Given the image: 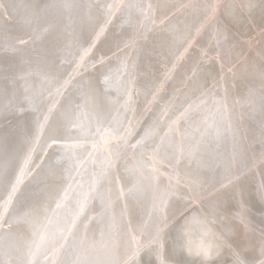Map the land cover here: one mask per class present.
<instances>
[{
	"label": "bare ground",
	"instance_id": "1",
	"mask_svg": "<svg viewBox=\"0 0 264 264\" xmlns=\"http://www.w3.org/2000/svg\"><path fill=\"white\" fill-rule=\"evenodd\" d=\"M150 1L0 0V202L8 199L16 168L24 157L30 140H34L37 135L41 136L42 151L47 149L53 137L60 141H70L88 138L96 131L94 124H86L82 130L73 129L70 136L58 131L60 112L69 105L83 103L80 89L82 82L90 78L97 79L101 72L107 74L117 69L120 61L127 55L129 75L126 79L117 80V87L111 90L109 100H98L100 111L106 117L105 123L110 118V111L112 115L116 114L110 100L121 99L125 86L130 90H139L137 97L141 104L147 101L150 94L146 93H150L155 81L162 78L165 65L173 62L179 45L194 30L200 17L205 15L203 4L199 0ZM145 2L148 6L151 5L149 9L152 13L147 15L149 19L142 21L146 16L142 13ZM244 2L246 4V0ZM190 3L201 7H182ZM109 4L113 5L111 12L107 9ZM241 5H244L243 0H219L218 14L198 41L201 43L203 38L208 40L209 53L226 50L227 58L231 53V62L237 63L234 65L235 88L241 86L240 90L236 89V93L231 90L232 94L228 96L227 90L231 89L232 83H222L220 102L227 105L231 117L224 120L221 126L224 128L231 122L234 127L236 116L241 125L239 130H233L235 135L225 133L218 142H213L215 152L206 157L210 167L203 168L201 174L206 182H226L229 176L227 161L234 149L241 154L238 171L244 173L240 186L246 206L248 229L234 215L239 205L232 190L224 193L228 198L225 209L227 219L218 220L211 227L216 232L234 229L235 234L230 238L233 246L251 263L259 259L260 248L264 245V200L258 195V188L264 183V31L258 33L251 53L244 55H241L244 47L236 42L234 33L245 36L249 32L246 27H250L245 26L247 22L254 29L264 27V3L258 2L251 10ZM216 26L227 33V39L219 45L215 40L214 43L210 42ZM101 28L105 29V34L97 42L87 63L92 64L111 51L108 63L103 68L97 65L95 69L89 67L87 71L79 70L81 74H76L71 83L62 89V95H57L56 89L73 64V58L92 40L94 42L96 33ZM133 36L139 40L137 45L118 52L121 45ZM247 58L253 61L251 71L246 66ZM133 63L135 67L131 68ZM210 63L216 64L213 60L205 63L197 52L190 49L186 59L182 63L178 62L175 78L167 82L158 99L149 105L150 111L137 120L135 131L142 134L150 122L158 119L161 110L176 94L175 102L167 113L168 119L180 114L189 103H198L199 99H203L202 88L207 90V103H212L210 107H213L215 101L209 102L208 98H215L218 87H213L216 74H211V69L208 68ZM214 70L217 72L216 65ZM45 76L48 77L47 80L44 79ZM30 95L35 101L34 108L29 107L26 100ZM53 103H56L58 109L50 116L44 129L39 130L40 121L48 111V106ZM207 103L203 109L192 112L190 118L178 121L180 131L195 127L204 116L209 119ZM142 111L143 107L140 105L136 110V119ZM221 121V118H215L218 125ZM160 127L163 128V125ZM83 155L82 149L75 148L73 152L72 147L67 145H54L47 149V154L36 169L15 187L16 190L6 205L7 211L3 214L4 228L0 227V264H26L30 255L34 257L33 264H108L110 257L101 247V233L106 229L108 217L114 214L119 219L125 200H116L114 194L113 208L109 210L108 217L101 218L100 197L110 187L105 182L90 194L86 208L88 217L96 218V222L90 223L87 229L80 220L72 223L81 194L89 191L90 181L99 170L102 160V155L90 157V161H85L72 177ZM214 156L223 160V167H217ZM116 171L113 170V175ZM161 171L170 170L164 166ZM119 172L126 176L122 166ZM167 183V179H164L159 189L162 191ZM151 197L152 192L147 191L142 207L150 204ZM208 203V200L204 201L205 209ZM182 207V202L174 203V207L169 209L170 217L175 208ZM200 207L195 206L192 211H198ZM25 216L29 218L24 219ZM144 218L142 208L136 207L125 219H131L135 227ZM68 226H71V232L66 243L61 246L60 229ZM176 226L178 225L168 229L169 236L175 235ZM48 251H55L56 254L49 262L41 261V257ZM231 261L232 250L225 248L217 264H231Z\"/></svg>",
	"mask_w": 264,
	"mask_h": 264
},
{
	"label": "snow or ice",
	"instance_id": "2",
	"mask_svg": "<svg viewBox=\"0 0 264 264\" xmlns=\"http://www.w3.org/2000/svg\"><path fill=\"white\" fill-rule=\"evenodd\" d=\"M258 2L264 3V0H246V4L241 6L251 10L257 6ZM182 7L201 6L190 3ZM202 7L205 11L204 20L188 34L183 49L176 54L171 64L165 65L162 78L155 81L150 93H146L151 96V100L147 101L148 105L154 103L165 89L167 82L175 78L178 62L182 63L186 59L190 49L195 47L197 37L215 19L219 11V0H207ZM112 8V4L107 5L109 12ZM145 19H148L147 15ZM104 34L105 29L101 28L90 47L81 51L76 64L77 75L81 74L79 71L81 68L87 71L89 67L95 69L99 65L103 68L108 63V59L103 56L92 64L87 63L92 50ZM213 39L219 45L227 39V33L216 26ZM137 43V39H130L125 42L121 51L135 47ZM200 57L205 63L211 59L207 48L200 50ZM134 67L133 63L131 68ZM229 71L231 72L232 69ZM129 73L130 66L125 55L117 69L107 74L101 72L97 79L90 78L81 83L82 104L69 105L60 112L58 131L70 136L73 129L82 130L86 124H94L99 140L92 143V148L94 151L105 153L99 163V170L94 173L90 181L89 191L81 194L73 223L80 220L87 229L90 223L96 222V218L88 217L86 208L90 194L107 182L110 187L100 197L101 218L108 217L109 210L113 208L114 194L116 200L121 198L125 200L119 219L114 214L108 217L106 229L101 233V247L110 257L108 264H217L225 248L232 250L231 264H249L242 253L233 246L230 238L235 234L234 229H221L216 232L211 227L218 220L227 219L225 209L228 206V198L224 193L232 190L239 205L234 215L238 217L239 223L248 229L246 206L240 186L244 173L238 171L241 154L234 149L231 158L227 161L229 176L226 182H206L201 174L203 168L210 167L206 157L215 152L213 142H218L225 133L235 135L231 122L222 128L214 119L209 120L207 116H204L195 127L180 131L177 127L178 121L181 118H190L192 112L199 111L206 105L208 92L202 88L201 95L204 98L199 99L198 103H189L187 107H184L175 120L167 123V130L160 127L159 121H153L141 134L135 131V114L132 118L127 117V113L133 111L131 108L133 95L125 86L124 97L126 98H121L123 103L121 99L110 100L116 114L112 115L110 111V118L105 123L106 117L100 111L98 100H109L111 90L117 87V80L126 79ZM195 74L194 68L193 75ZM44 79L47 80L48 77L45 76ZM71 79L70 77L65 80L56 89L57 95H62V89L71 83ZM136 94H139V91ZM26 100L29 107H35L33 96H27ZM174 102L173 97L161 110L162 115L168 113ZM117 105L119 107H116ZM57 109L56 103L48 106V111L39 123L41 130L49 123L50 116ZM120 109H123V112ZM147 111H150L148 107L145 108V112ZM177 136H179L178 139ZM57 143H60V139L53 137L52 144ZM77 146H72L73 152ZM65 151H68L67 147ZM213 159L217 167L224 166L223 160L215 156ZM121 161H123L122 164ZM193 165H195L194 168ZM121 166L126 176L120 174ZM164 166L170 171H161V167ZM113 170H117L115 175ZM164 179H167L168 183L161 191L159 185ZM22 181L23 170L21 176L17 178V185ZM15 190L14 186L13 192ZM147 191L152 192L151 202L147 207H142ZM258 195L264 200V183L260 184ZM64 198H67L66 194ZM205 200L209 201L207 209L203 206ZM180 202L183 207L175 208L170 217L169 209L174 207V203ZM58 206H60L59 203ZM195 206H201L200 210L192 211ZM136 207L142 208L145 218L139 226L134 227L131 219L125 218L130 216L133 208ZM4 211H7L6 207ZM28 218L24 217V219ZM173 225H178L175 228V235L169 236L168 229ZM251 264H264V245L260 248L259 259L253 260Z\"/></svg>",
	"mask_w": 264,
	"mask_h": 264
},
{
	"label": "water",
	"instance_id": "3",
	"mask_svg": "<svg viewBox=\"0 0 264 264\" xmlns=\"http://www.w3.org/2000/svg\"><path fill=\"white\" fill-rule=\"evenodd\" d=\"M126 1H128V0H126ZM155 1L156 0H151L150 3H154ZM199 1L202 2V4L207 2V0H199ZM144 4L145 5L142 8V13L144 15L150 16L151 13H152L151 9H149V6L146 4V2ZM168 13L169 12H167L166 15H168ZM204 16L200 17V22L198 24H196L195 28L202 23V21L204 20ZM149 18L150 17H148V19ZM246 18L244 19V21H246ZM217 19H219V18H217ZM145 20H146L145 17H143L142 21H145ZM105 21H106V19H105ZM210 23L208 24V26H211ZM245 26H250V27H246V29L248 28L247 30L249 32L245 36L242 33H237V32L234 33V35L236 36V39H235L236 42L238 44H241L244 47L241 55H244L246 53H249V54L251 53V48H252V45L254 44L253 42L255 40H257L258 33H260V31L261 32L264 31V27L254 29L253 27H251V23H249V22H247ZM223 28L225 29V26ZM205 29H204V31H205ZM204 31H202V33L197 37L198 41H199L200 36L204 33ZM26 39H28V38H26ZM131 39H136V38L133 36V37H131ZM203 40L204 41H202L201 43H198V41H197L195 47H193L191 49V50H194L195 52L198 53V57L200 59H201L200 50L202 48H208L209 47L208 40L205 39V38H203ZM214 40L215 39H213V34H212V36L210 38V42L214 43ZM23 41H25V39ZM92 43H93V40H92ZM92 43H90L87 47H85L83 49L89 48ZM124 44H125V42L118 49V52L121 51V49H123ZM184 44H185V41H183L179 45L178 51H177L176 54H178L183 49ZM83 49H81L79 51V53L73 58V64H71L69 66V68L67 69V71H66V73H65V75H64V77H63V79L61 81V85L63 84V82L65 80H68L70 77L73 78V77L76 76V64H77V61H78L79 56L81 54V51ZM93 50H92V52H93ZM227 50H229V49H227ZM225 51H221L220 50V51H214L212 53L208 52L209 56L211 57L210 60H213V61L216 62L215 65L217 67V72H216V76L214 78V84H215V86L218 87V90L222 87V82L223 81L226 82L228 80L227 78H232V77L236 76V75H234L235 74V72H234L235 66L234 65H236L237 63H235L234 61L230 62L228 60V58L226 57V56H228V54L225 53ZM111 55H112V52L108 51L105 55H102V56L106 57L108 59ZM81 69H83V68H81ZM229 69H232V71L230 72ZM221 77H223V79H221ZM159 79H161V78H159ZM128 91L131 92L132 95H133L132 104H131V108H132L133 111H129L127 113V115H129V118H132L133 115L136 114V110L140 107V105L143 107L142 114H140L139 118L136 119L137 115H135V118H134V124H135L137 122V120H140L141 117H143V115L145 114V108L149 107V105L147 104V101L151 100V96L149 95L147 101L144 102L143 104H141L140 101H139V98L137 97V94H136L137 91H139V90L136 89V88H132L131 90L128 89ZM122 97H124V94L122 95ZM124 98H126V97H124ZM121 103H123L122 99H121ZM117 107H119V106L117 105ZM120 110L123 111V109H120ZM169 110H170V108H169ZM167 115L168 114L162 115V112H160L159 115H158L159 124L163 125V129L164 130H167V123L170 122V120H174L175 118H177L180 114H178V115H176L174 117H170L169 119L167 118L168 117ZM163 123H165V124H163ZM105 126H107V125H105ZM38 129L40 130V128H38ZM37 136H36V138L34 140L32 139V140L29 141V145L27 147V151H26L24 157L22 158V160L20 161L18 167L16 168L14 182H13L12 187L10 188V191L8 193V199H5L4 201L0 202V227L1 228H4V224H3V221H2V219H4L3 218L4 217L3 214L5 212L4 208L8 204V201H9V198L11 197V195H13L12 194L13 193V187L17 186V178L21 176V173H22V170H23V181H24L26 179V177H28L31 174V172L36 169L37 165L41 162V160L44 157V155L47 154V149L48 148L53 147L54 145H65V146L67 145L68 147H72L73 145H78L75 148H79V149L83 150V152H84L83 158H81V161L78 162L77 169H76V171L73 172L72 177L74 175H76L75 173L77 171H79V169L82 167V165H84L86 162H89L92 157H94V156H96V157L98 156L99 157V156L102 155V159H103V157L105 155V153H102L100 151H94L93 148H92V143L94 141H96V140H99V135L96 133V131L94 133H92L88 138H78V139L70 140V141H60V143H57V144H52V141H50L49 144L46 147L47 149H43L42 151H41V149H42L41 136H38V137ZM177 138H179V136H177ZM262 212L264 214V210L263 209H262ZM72 223H73V220H72ZM70 228H71V226H68L65 229H60L59 235L61 236L60 237V240H61L60 245L61 246L66 243V241H67V239L69 237V233L71 232ZM55 254H56L55 251H53L52 253H50V251H48L41 257V261H44V262L48 261L49 262L51 257H53ZM27 262L28 263H26V264H29V263L33 264L34 257L32 255H30L27 258ZM249 264H251V263H249Z\"/></svg>",
	"mask_w": 264,
	"mask_h": 264
},
{
	"label": "rangeland",
	"instance_id": "4",
	"mask_svg": "<svg viewBox=\"0 0 264 264\" xmlns=\"http://www.w3.org/2000/svg\"><path fill=\"white\" fill-rule=\"evenodd\" d=\"M231 3H232V6H233V1H231ZM243 3L245 4V2H244V0H243ZM234 10H236V9H234ZM229 41V40H228ZM262 45H263V47H264V43H262ZM252 58V57H251ZM232 56H231V53H229V58H228V60L231 62L232 60ZM214 66H215V64L214 63H210L209 65H208V68H210L211 69V74H216V72H215V70H214ZM246 66L249 68V70L251 71V69H252V67H253V61H252V59H248L247 58V60H246ZM234 75H236V74H234ZM228 80L226 81V82H231L232 83V85H230V87H231V89H228L227 90V94L226 95H228L229 96V94H232V91L234 92V93H236V89H239L240 90V88H241V86H238L237 88H235V86H236V76H234V77H232V78H227ZM224 82V81H223ZM222 82V83H223ZM233 83L235 84V86L233 87ZM243 85V84H242ZM232 90V91H231ZM221 92L222 91H220V89L218 90V89H216L215 90V98H208L209 99V102H213V101H215V104H214V106L213 107H210V104H212V103H207V108H209V120H215V118H221V122L219 123V126H221V124H222V122L224 121V120H227L228 119V117H231V113L229 112V110H228V108H227V105H225V103H221L220 102V94H221ZM238 93L239 92H237V100H238ZM177 96V94L176 95H174L173 97L175 98ZM218 105H219V107H218ZM154 121H158V119H156V120H154ZM152 122H150L149 124H151ZM240 121L238 120V116H236L235 117V122H234V127L232 126V128H233V130H239V128H240ZM222 127V126H221Z\"/></svg>",
	"mask_w": 264,
	"mask_h": 264
}]
</instances>
